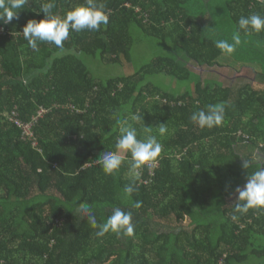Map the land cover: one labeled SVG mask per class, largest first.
<instances>
[{
  "label": "trees",
  "instance_id": "trees-1",
  "mask_svg": "<svg viewBox=\"0 0 264 264\" xmlns=\"http://www.w3.org/2000/svg\"><path fill=\"white\" fill-rule=\"evenodd\" d=\"M212 1L100 0L107 26L70 30L63 51L47 42L35 51L22 33L29 19L44 17L38 9L47 0H29L18 19L0 22L6 30L0 34V264H264V209L241 214L234 208L235 187L244 185L247 171L264 166L257 159L264 152V82L200 81L179 92L150 79L186 80L189 61L201 69L223 66L214 41L231 43L232 36L217 26ZM84 2L54 0L52 11L63 17ZM227 5L236 30L241 16L264 15L260 0ZM135 34L170 41L177 55H156L129 75L96 77L84 55L103 64L130 61ZM240 36L238 59L253 64L258 51L245 53L243 40H259L262 51L264 31ZM218 103L225 105L221 126L202 129L191 120L194 111ZM15 107L24 121L45 110L33 128L36 147L7 119ZM137 112L140 122L131 120ZM123 121L139 139L144 125L151 127L162 144L153 174L142 167L128 199L130 153L114 176L96 161L116 151ZM160 124L167 127L163 136ZM240 156L255 158L249 170ZM83 201L93 205L98 223L115 207L131 211L134 234L97 237L87 218L75 214Z\"/></svg>",
  "mask_w": 264,
  "mask_h": 264
},
{
  "label": "clouds",
  "instance_id": "clouds-1",
  "mask_svg": "<svg viewBox=\"0 0 264 264\" xmlns=\"http://www.w3.org/2000/svg\"><path fill=\"white\" fill-rule=\"evenodd\" d=\"M28 3L29 0H0V22L8 24L14 18L18 19L19 10L25 8ZM260 3L264 4V0H260ZM54 7V0L41 3L38 11H42L44 17L39 20L29 19L23 26V36L28 46L35 51L39 50L38 45L41 42L54 44L63 51L64 41L69 38L70 30L72 32H81L85 29L99 31L102 26H107L109 23V15L105 10L104 3L100 0H85L84 3L67 11L63 17L53 13ZM240 31L245 34L264 31V15L252 13L248 16H241L238 19V30L231 37L232 42L218 39L214 41L215 46L222 53L232 54L236 47L242 43ZM224 118V103L209 104L205 109L194 111L191 115V120L202 129L219 127L222 125ZM131 120L134 122L142 121V113L137 112L131 117ZM122 125L120 136L115 143L116 151H105L96 161L105 175L114 176L125 162V156L130 153L131 158L128 163L132 183L125 185L123 189V197L128 199L137 190L136 181L140 178L139 170L157 160L162 152V144L155 135H151L152 128L149 126L144 125L145 136L143 139H139L137 129L131 123L123 121ZM166 132V124H160L158 127L159 135L163 136ZM240 157L243 158V169L249 170L255 163V158L245 159L243 156ZM234 191L236 194L235 211L244 214L249 209H264V166H260L251 172L247 171L244 185H237ZM132 206L139 208L141 204L136 202ZM75 214L87 218L90 226L97 229V237H103L109 232L115 233L117 236H132L134 234L132 212L124 211L120 207H115L112 214L103 223H98L94 207L87 201L78 204Z\"/></svg>",
  "mask_w": 264,
  "mask_h": 264
},
{
  "label": "rangeland",
  "instance_id": "rangeland-1",
  "mask_svg": "<svg viewBox=\"0 0 264 264\" xmlns=\"http://www.w3.org/2000/svg\"><path fill=\"white\" fill-rule=\"evenodd\" d=\"M191 2L195 3L194 0ZM212 5L216 7L213 11L220 20L217 23L219 29L222 33H225L226 36H232L236 32V26L233 21L230 19L228 10H227V0H213ZM138 39L131 50V59L130 61H125L123 63L116 64H103L97 59L92 58L89 55H84L85 62L88 64L89 68L92 70L93 74L101 79H106L108 77L116 75H129L137 71L142 65L149 62L154 56L160 54H166L171 56L177 55V48L170 41L162 42L157 39H140V34H135ZM243 37H241L242 39ZM243 46L253 52L255 57H251L254 61L253 64L242 63L238 57L241 55V45L236 47V50L232 54H223L219 57V62L224 63L221 67H214L211 69L209 67L201 69L194 61H189L188 66L191 70V76L186 80H177L174 77L159 75L151 76L150 79L155 82L164 81L169 85L174 91L184 92V91H193L197 82L202 81L203 83H236L242 84L245 82L253 83L255 86H258L257 81L264 82V78L258 75L253 69L255 65L257 70L261 71L260 68H263L264 71V46L261 50V42L257 39L251 41L249 38L243 40ZM247 55V54H246ZM262 57L263 63L260 62L257 57ZM243 65H250V67H243ZM260 157H257L258 160H264V152L260 153ZM160 229H165V226H161ZM254 260H250L248 264L252 263Z\"/></svg>",
  "mask_w": 264,
  "mask_h": 264
},
{
  "label": "built area",
  "instance_id": "built-area-1",
  "mask_svg": "<svg viewBox=\"0 0 264 264\" xmlns=\"http://www.w3.org/2000/svg\"><path fill=\"white\" fill-rule=\"evenodd\" d=\"M6 32V30L2 27H0V34ZM45 112L44 109L39 110V112L34 115L32 117V119L30 121H24L20 118V114L18 112L17 107H15L12 111H10L7 115V119L13 123L14 125H16L18 128L21 129L22 131V135L25 139H32L34 140V126L37 123L38 119L43 115V113ZM37 142L36 140L33 141V146L36 147ZM150 168V173L153 174V169L155 168V166H157V163L154 162L151 165H148ZM59 222H61L62 220L58 219Z\"/></svg>",
  "mask_w": 264,
  "mask_h": 264
}]
</instances>
